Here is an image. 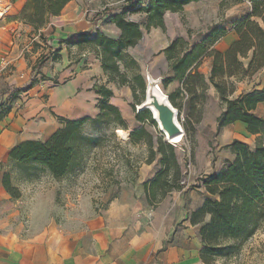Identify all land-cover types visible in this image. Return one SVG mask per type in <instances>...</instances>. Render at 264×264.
I'll return each instance as SVG.
<instances>
[{"label":"crops","instance_id":"obj_1","mask_svg":"<svg viewBox=\"0 0 264 264\" xmlns=\"http://www.w3.org/2000/svg\"><path fill=\"white\" fill-rule=\"evenodd\" d=\"M27 1L0 0L1 4L8 6L6 14L0 17V59L6 65L0 76V90L5 88V92L0 96L10 100L11 90L23 89L18 98L10 100L11 106L3 113L0 107V264H213L204 260L201 253V219L192 222L193 214L203 207L208 196L206 187L200 185L198 179L184 183L181 190H175L178 195H175L168 213L153 216L151 221L145 218L143 213L150 204H162L159 200L150 201L146 188V184L153 181L160 171L157 159L139 165L135 179L122 184L101 213H96L90 202V211L80 219L84 223L80 228H27L21 198L12 197L3 184V175L9 170L12 147L27 140H47L62 127V118L96 116L98 95L94 85L101 77L105 80L107 77L97 54L89 52L85 55L78 51L76 55L82 63L87 57L96 62L92 66L98 69V78L93 80L88 74L91 68L82 71L81 75V62L70 59V54L73 57L78 47L88 43H60L71 34L91 31L83 22L74 23L73 0L39 31L20 19ZM27 36L30 39H26ZM234 40V35L230 34L220 45L226 49ZM220 45L217 48L223 49ZM54 46L60 49L59 61L53 58ZM41 50L48 54L44 63L34 71L47 76L57 73L66 80L59 85H49L48 80L36 81L27 89L24 84L32 74L30 58L40 55ZM26 51L29 53L27 58ZM109 87L113 90L111 103L119 107L127 126H133L134 114L126 102L128 98L116 93V85L110 83ZM263 104L259 102L255 109L260 116ZM238 127H244L250 136L259 135L251 134L245 123L236 121L219 131L220 147L224 148L236 139L247 143L246 133ZM219 159L204 174L221 168L227 160H235V154L225 148ZM218 259L223 261L225 258Z\"/></svg>","mask_w":264,"mask_h":264},{"label":"rangeland","instance_id":"obj_2","mask_svg":"<svg viewBox=\"0 0 264 264\" xmlns=\"http://www.w3.org/2000/svg\"><path fill=\"white\" fill-rule=\"evenodd\" d=\"M125 1L73 0L74 23L83 22L88 31L100 30L110 37L117 38L121 33L120 29L114 23L106 20V14L102 15L101 13L113 9L119 12V8ZM251 12V0L192 1L184 5L181 12L167 10L163 16V26H153L148 30L144 26L146 22L145 12L131 11L127 13V19L142 24L143 37L136 46H130L124 50L126 66L120 63V67L126 74V82L119 85L114 81L108 82L107 77L106 80L101 77V80L96 84H105L107 87L110 83L114 84L116 85V93L123 95V98H128L126 102L134 114L133 126L128 127L126 124V128H114L112 126L106 128L104 144L90 150L84 166L62 181H57L49 174L43 173L39 178L17 182L27 228L31 227L34 230L42 229L45 226H61L68 229L80 228L84 225L80 219L88 215L90 202L93 210L96 213H101L112 197L118 193L120 186L135 179L136 169L139 165L157 159L160 162V169H164L165 164L162 163V158L164 154L169 156V145L175 148L178 157L181 167V182L189 183L191 181L193 183L197 181L206 170L211 169L216 161L218 163L220 153L224 152L225 148L220 147L218 143L219 131L216 117L222 109L225 110L226 103L220 98L219 92L211 82L214 58L205 57L202 64L193 70L189 77L181 79L176 77L169 68L165 46L177 38H184L190 42V45H193L198 42L201 35L209 27L225 26L228 32L215 44V48L218 49L217 46L222 44L228 35L232 34L235 40L238 39L237 24ZM252 20L263 25L259 16H252ZM28 38L30 39V36L26 37V39ZM56 46H54L53 56L55 61H59L60 54L56 52L58 48ZM220 46L223 49L218 50L222 53L230 47L229 45L224 49L225 46ZM78 51L85 55H88L89 52L98 55L95 46L88 43L78 47L73 57L70 54V59L73 62H81V75H83L82 71L91 68L92 70L88 73L91 80L98 78V69L94 67L96 62L93 58L87 57L82 63L79 57L76 58ZM179 51L180 48L176 50V52ZM47 54L41 50L40 55L30 58L29 65L32 64V74L28 83L24 84L25 87H28L32 81L48 80L49 85H59L66 80V77L60 78L57 73L47 76L40 71H34L35 68L44 63ZM251 54L252 51L247 58H241L244 63L243 67L246 69L245 75L241 79L236 76H223L221 72L214 75L215 81L225 82L229 98H235L240 93L249 92L254 87L260 88L264 85V66L254 73L248 69ZM25 55L27 58L29 53L26 51ZM93 64L94 66H92ZM228 68L225 70L228 71ZM147 70L159 76L160 88L163 89L178 111V120L184 129L183 139L178 143H168L163 140L164 134L158 123L154 121L150 110L143 113L142 119L137 117L138 106L145 100ZM138 74L142 76V79L136 77ZM166 78L171 79L166 82ZM125 91L128 93H122ZM4 92L5 88H2L0 94L3 95ZM0 97V107L3 113L11 105L10 100ZM260 112L264 117V104L260 108ZM139 128H143L150 135L151 146L145 144L144 141L131 143L130 134L128 138H124L118 131L120 129L130 131V129ZM238 128L243 131L242 133H246L244 127ZM89 130L96 133L92 127ZM113 130L114 136L112 135ZM245 135L248 138L247 144L251 148L255 147L258 139L264 142V132L257 137L247 133ZM162 141L164 142L163 145L160 144ZM167 161L169 162V157ZM173 171V166H169V174ZM13 174L16 175L15 172ZM190 186L195 187L193 184ZM160 193L161 191L158 192V198L162 204L160 206L150 204V207L146 208L143 213L148 221H151L153 216L168 213L174 204L175 195H178L175 190L167 191L164 195ZM158 207H160L159 210ZM198 217L203 218L204 221L210 219L209 215ZM236 251L237 253L233 255L235 258H232L233 256L224 257L223 261H219L218 257H213L209 258L207 262H214L213 264L217 262L220 264H264V227L261 226Z\"/></svg>","mask_w":264,"mask_h":264},{"label":"trees","instance_id":"obj_3","mask_svg":"<svg viewBox=\"0 0 264 264\" xmlns=\"http://www.w3.org/2000/svg\"><path fill=\"white\" fill-rule=\"evenodd\" d=\"M70 1L28 0L20 19L35 31H39L49 23L52 16L59 15ZM192 1L199 0H126L119 12L113 9L101 13L106 14V20L120 29L121 33L117 38L110 37L100 30H91L71 34L60 43H89L95 46L108 82L114 81L122 85L126 82V74L120 67V63L126 66L124 50L136 46L143 37L142 24L127 19L126 14L131 11L145 12L144 26L148 30L153 26H163V16L167 10L181 12L184 5ZM251 2L252 12L238 22V39L226 52L222 53L215 48V44L228 32L225 26L219 25L209 27L193 45L184 38H177L165 48L169 68L181 79L189 77L205 57L214 58L211 82L226 103L225 110L217 118L218 131L228 124L241 121L247 125L251 134L264 132V117L255 112L257 104L264 102V85L240 93L235 98H229L225 82L214 80L217 72L239 79L244 77L246 69L241 58H247L250 51L252 54L248 69L254 73L264 66V0ZM252 16L261 17L263 25L252 20ZM41 37L45 39L42 34ZM178 48L180 51L176 52ZM227 67L228 71L225 70ZM136 77L142 79L139 74ZM170 79L166 78L165 81ZM35 83L36 81H32L27 89ZM94 89L98 95L96 116L62 118V127L47 140H27L12 147L9 153V170L3 175L4 187L12 197L19 198L21 195L16 184L20 180H33L47 173L55 180L62 181L76 173L84 166L90 150L104 144L106 128H126L119 107L110 101L113 90L105 84H95ZM21 91V88L11 90L10 100L18 98ZM145 111L149 110L138 111L137 117L142 119ZM91 127L96 133L90 132ZM114 133L113 130V136ZM130 141H144L145 144L152 145L150 135L143 128L133 130L130 133ZM163 143L160 142L161 145ZM169 148V156L164 154L162 158L164 169H160L157 177L146 184L152 202H158L159 191L164 195L167 191L181 190L184 187V183L180 181L181 167L175 148L172 145H169ZM224 148L235 154V160H227L221 168L202 174L198 178L199 184L206 187L208 196L203 207L193 214L192 222L200 218L198 216H210L209 221L200 218L201 253L206 261L213 257L235 255L243 242L250 239L261 226L264 227V142L258 139L255 147L251 148L247 143L236 139ZM169 166L174 168L171 174L168 172ZM13 172L16 173L15 176Z\"/></svg>","mask_w":264,"mask_h":264},{"label":"water","instance_id":"obj_4","mask_svg":"<svg viewBox=\"0 0 264 264\" xmlns=\"http://www.w3.org/2000/svg\"><path fill=\"white\" fill-rule=\"evenodd\" d=\"M151 103L157 112V116L153 115V119L158 123L160 130L164 134L163 140L171 143L169 140L178 134L184 136V129L178 120V111L174 108L168 96L166 98L159 96L154 97ZM146 109L150 110L148 104L141 103V107L138 108V111ZM132 131L133 130H131L129 134Z\"/></svg>","mask_w":264,"mask_h":264},{"label":"bare ground","instance_id":"obj_5","mask_svg":"<svg viewBox=\"0 0 264 264\" xmlns=\"http://www.w3.org/2000/svg\"><path fill=\"white\" fill-rule=\"evenodd\" d=\"M146 95H145V100L142 103H146L148 104L152 115H156L157 116V112L155 110V108L151 105L152 100L154 99V97H162V98H166V94L164 93L163 89L160 88V78L158 75H155L154 73H152L151 71L147 70L146 71ZM141 107V104L138 106V108ZM119 133L121 134L122 137L124 138H128L129 135V131H125V130H118ZM183 136L181 134H178L177 136H175L174 138L170 139L169 141L171 143H178L180 141H182Z\"/></svg>","mask_w":264,"mask_h":264},{"label":"built area","instance_id":"obj_6","mask_svg":"<svg viewBox=\"0 0 264 264\" xmlns=\"http://www.w3.org/2000/svg\"><path fill=\"white\" fill-rule=\"evenodd\" d=\"M7 10H8V6L0 3V17L4 16L6 14ZM5 66L6 65L4 64V62L0 59V76H1L2 71L5 68ZM182 183H184V181H182Z\"/></svg>","mask_w":264,"mask_h":264}]
</instances>
